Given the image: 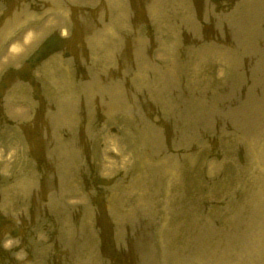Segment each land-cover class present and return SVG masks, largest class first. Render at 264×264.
Returning <instances> with one entry per match:
<instances>
[{"label": "rangeland", "instance_id": "obj_1", "mask_svg": "<svg viewBox=\"0 0 264 264\" xmlns=\"http://www.w3.org/2000/svg\"><path fill=\"white\" fill-rule=\"evenodd\" d=\"M73 2L100 7L78 13L85 49L44 6L0 14V42L53 28L0 90L36 108L22 146L0 143V238L20 231L0 264H264V0Z\"/></svg>", "mask_w": 264, "mask_h": 264}, {"label": "bare ground", "instance_id": "obj_2", "mask_svg": "<svg viewBox=\"0 0 264 264\" xmlns=\"http://www.w3.org/2000/svg\"><path fill=\"white\" fill-rule=\"evenodd\" d=\"M72 1H73V0H72ZM74 1H78V0H74ZM20 14H21V13H20ZM17 15H19V13H17ZM51 16H52V15H51ZM27 17H28V15H27ZM27 17H25V18H27ZM52 17H57V16L54 15V16H52ZM21 18H22V17H21ZM79 19H80V18H79ZM21 20H23V18H22ZM25 20H26V19H25ZM80 20H81V19H80ZM2 22H3V21H2ZM12 22H13V21H12ZM10 23H11V22H10ZM57 23L59 24L60 21H57ZM3 24H4V23H3ZM8 24H9V23H8ZM14 24H16V23H14ZM84 24H85V23H84ZM91 24H92V23H91ZM4 25H5V24H4ZM18 25H19V24H18ZM50 25H51V24H50ZM50 25H49V26H50ZM77 25H78V24H77ZM92 25H93V24H92ZM92 25H91V26H92ZM52 26H54V25H52ZM52 26H51V27H52ZM46 27H47L46 25H43V26L39 25V26H37V27H28V26H27V27H23V28L20 29V30L15 29V33L7 35V36H9V42L7 43L8 47H7V50H6V52H5L6 62L9 61V60L14 59V57H15L16 55H18L19 52H21V51L24 50V48L26 47L27 43L33 41L34 38L37 37L39 34L41 35V34H42V31L45 30ZM77 27H78V26H77ZM47 28H48V27H47ZM47 28H46V29H47ZM61 28H62L61 26L58 27V29H61ZM48 29H49V28H48ZM50 29H51V28H50ZM50 29H49V30H50ZM87 29H88V28H87ZM5 30H6V29H5ZM51 30H53V28H52ZM77 30H78V29H77ZM6 31H7V30H6ZM46 31H47V30H46ZM1 32H3V30H2ZM4 32H5V31H4ZM49 32H51V31H49ZM49 32H48V33H49ZM76 32H77V31H76ZM45 33H46V32H45ZM62 33H63V31H60V34H62ZM95 33H97V32H95ZM2 34H3V33H2ZM6 34H7V33H6ZM87 34H88V33H87ZM50 35H51V34H50ZM92 35H93V34H92ZM7 36H6V37H7ZM46 36H47V35H46ZM87 36L89 37V35H87ZM1 37H2V35H1ZM1 37H0V38H1ZM90 37H91V36H90ZM3 38H5V37H3ZM40 38H41V37H40ZM49 38H50V37H49ZM36 39H37L38 41H39V40L42 41V38H41V39L36 38ZM83 39H84V38H83ZM85 39H86V38H85ZM37 40H36V41H37ZM36 41H35V42H36ZM45 41H46V40H45ZM45 41H44V42H45ZM39 42H40V41H39ZM42 42H43V41H42ZM34 44H35V43H34ZM36 44H37V42H36ZM36 44L34 45L35 47H36ZM38 44H39V43H38ZM3 45H5V42L3 43ZM32 45H33V43H32ZM32 45H31V46H32ZM31 46H30V47H31ZM38 46H39V45H38ZM30 47H29V51L32 50V49H30ZM33 48H34V47H33ZM34 51H35V49H34ZM19 58H21V55H20ZM3 64H4L3 62H0V65H3ZM15 64H16V62H15ZM4 67H5V66H4ZM9 67H10V66H9ZM47 74H48V73H47ZM47 74H46V75H47ZM48 76H49V75H47V76L45 77L46 80L48 79V78H47ZM54 77H55V76H54ZM51 78L53 79V81H54V83H55V80H56V79H54L52 76H51ZM55 78H56V77H55ZM49 79H50V78H49ZM62 79H63V76H62ZM10 80H11V79H10ZM57 80H58V79H57ZM48 81H50V80H48ZM53 81H52V82H53ZM52 82H51V83H52ZM49 84H50V82H49ZM46 86H48V85H46ZM47 89H49V87H46V90H47ZM10 91H12V90H10ZM10 91H9V92H10ZM131 92H132V91H131ZM23 94H24V93H23ZM25 94H26V93H25ZM10 95H11V94H10ZM25 96H26V95H25ZM11 97H12V95H11ZM23 97H24V95H23ZM18 98H19V97H18ZM5 100H6V99H5ZM30 100H31V99H30ZM24 102H25V101H24ZM26 102H28V101H26ZM26 102H25V103H26ZM131 102H132V101H131ZM131 102H130V103H131ZM28 104H30V102H29ZM33 104H34V103H32V105H33ZM259 104H260V103H259ZM24 105H25V104H24ZM129 105H130V104H128V106H129ZM12 106H13L17 111H18V110H21V111L23 110V107H22L21 105H19V104L12 103L11 107H12ZM29 106H31V104H30ZM35 107H36V106H35ZM123 108H124V107H123ZM38 109H39V108H38ZM119 109H120V108H119ZM39 111H40V110H39ZM23 118H24V117H23ZM71 121H72V120H71ZM33 122H35V121L33 120ZM33 122H32V123H33ZM39 122H40V121H39ZM41 122H43V121H41ZM74 122H75V121H74ZM1 123H2V122H1ZM36 123H37V122H36ZM0 125H1V124H0ZM2 125H3V124H2ZM2 125H1V127H2ZM37 125H38V124H37ZM37 125H36V126H37ZM72 126H73V125H72ZM23 127H24V126H23ZM67 127H68V126H67ZM3 128H4V125H3ZM20 128H21V127H20ZM4 129H5V128H4ZM4 129H3V130H4ZM22 129H24V128H22ZM22 129H21V130H22ZM70 129H71V128H70ZM70 129H69V130H70ZM0 130H1V128H0ZM6 130H7V129H6ZM6 130H5V131H6ZM24 130H25V129H24ZM66 131H67V130H66ZM67 132H68V131H67ZM22 137H23V135H22ZM33 138H34V137H33ZM32 140H33V139H32ZM27 141H28V139H27ZM34 141H35V140H34ZM24 143H25V142H24ZM27 143H29V141H28ZM14 144H15V143H14ZM14 144H13V146H14ZM29 144H31V143H29ZM29 144H28V145H29ZM15 145H16V144H15ZM8 146H9V143H8ZM10 146H11V145H10ZM10 146H9V147H10ZM18 146H20V145H18ZM21 146H22V145H21ZM26 146H27V145H26ZM26 146H25V144H24V147H25V148H27ZM24 147H23V148H24ZM7 148H8V147H7ZM28 148H29V147H28ZM32 148H33V147H32ZM25 150H26V149H25ZM28 150H29V149H28ZM42 150H43V149H42ZM44 150H45V148H44ZM2 151H3V150H2ZM23 152H24V151H23ZM26 152H28V151H26ZM26 152H25V153H26ZM29 152H30V150H29ZM2 153H4V152H2ZM31 153H32V152H31ZM35 153H36V152H35ZM11 154H12V153H11ZM26 154H27V153H26ZM4 155H5V153H4ZM9 155H10V152H9ZM25 156H26V155H25ZM27 156H29V155L27 154ZM30 156H31V154H30ZM34 156H35V155H34ZM34 156L32 157L33 159H34ZM4 157H5V156H4ZM12 157H13V160H16V159H14L15 156H12ZM8 158H9V157H8ZM15 158H16V157H15ZM17 158L19 159L18 156H17ZM26 158H27V157H26ZM26 158H25L24 160H26ZM36 158H38V156H35V159H36ZM0 159H1V158H0ZM18 159H17L16 161H17V162H20L21 160L18 161ZM20 159H21V158H20ZM33 159H32V160H33ZM40 159H41V158H40ZM3 160H4V158H3ZM13 160H12V161H13ZM8 161H9V160H8ZM8 161H7V162H8ZM0 162H1V160H0ZM7 162H6V163H7ZM27 162H28V160H27ZM29 162H30V161H29ZM29 162H28V163H29ZM8 163H9V162H8ZM8 163H7V164H8ZM11 163H13V162H11ZM28 163H27V164H28ZM35 163H36V162H35ZM39 163H40V161H39ZM41 163H42V162H41ZM43 163H44V162H43ZM109 163H110V161H109ZM24 164H25V161H24ZM1 165H2V164H1ZM9 165H10V164H9ZM13 165H14V164H13ZM15 165L17 166L16 163H15ZM18 165H19V164H18ZM22 165H23V163L21 164V166H22ZM25 165H26V164H25ZM25 165H24V166H25ZM37 165H39V164H38V160H37ZM53 165H54V164H53ZM261 165H262V164H261ZM261 165H260V166H261ZM7 166H8V165H7ZM11 166H12V165H10L9 167H11ZM16 166H15V167H16ZM27 166H28V165H27ZM29 166H31V165H29ZM33 166H34V165H33ZM44 166H45V165H44ZM48 166H49V165H48ZM18 167H19V166H18ZM18 167H17V168H18ZM25 167H26V166H25ZM4 168L9 169V168L6 167V166H5ZM4 168H3V169H4ZM12 168H13V167H12ZM21 168H22V167H21ZM21 168H20V169H21ZM29 168H31V167H28V169H29ZM35 168H36V169H39V168H41V167L39 166V168H37V167H35ZM51 168H52V167H51ZM55 168H56V167H55ZM3 169H2V170H3ZM14 169H15V168H14ZM24 169H25V168H24ZM26 169H27V168H26ZM26 169H25V170H26ZM42 169H44L43 166H42ZM257 169H258V168H257ZM0 170H1V169H0ZM5 170H6V169H5ZM10 170H11V169H10ZM10 170H9V171H10ZM16 170H17V169H16ZM25 170H24V171H25ZM9 171H8V172H9ZM13 171H14V170H12L11 172H13ZM18 171H19V170H18ZM26 171H27V173H26V175H27V174H28V171L30 172V169H29V170H26ZM31 171H33V170H31ZM36 171H37V170H36ZM36 171H35V172H36ZM57 171H58V170H57ZM57 171H56V172H57ZM0 172H1V171H0ZM3 172H5V171H3ZM59 172H60V171H59ZM258 172H259V171H258ZM258 172H257V174L260 173V172H259V173H258ZM16 173H17V171H16ZM16 173H15V175H16ZM18 173H19V176H22V175H23V174H22L23 172H22V173H21V172H18ZM18 173H17V175H18ZM20 173H21L22 175H20ZM24 173H25V172H24ZM54 173H55V172H54ZM57 173H58V172H57ZM60 173H61V172H60ZM261 173H262V172H261ZM2 174H3V173L1 172V175H2ZM31 174H32V173H31ZM3 175H4V176H5V175H8V176H9V173L7 174V172H6V173L3 174ZM12 175L15 176L14 173H13ZM17 175H16L14 178H16ZM26 175H25V176H26ZM54 175H55V174H54ZM54 175L52 174V176H54ZM57 175H58V174H57ZM259 175H260V174H259ZM13 176H12L11 178H13ZM27 176H28V175H27ZM27 176H26V178H27ZM30 176H31V175H30ZM9 177H10V176H9ZM34 177H35V176H34ZM0 178H1V177H0ZM2 178H4V177L2 176ZM5 178H6V177H5ZM7 178H8V177H7ZM23 178H24V177H23ZM32 178H33V177L30 178V181H31ZM259 178H260V177H259ZM14 180H15V179H14ZM14 180H13V181H14ZM32 180H33V179H32ZM51 180H52V179H51ZM10 181H11V180H10ZM16 181H17V180H16ZM30 181H29V182H30ZM260 181H261V179H260ZM17 182H18V181H17ZM27 182H28V181H27ZM51 182H52V181H51ZM262 182H263V181H262ZM21 183H22V182H21ZM22 184H23V183H22ZM31 184H32V183H31ZM31 184H30V185H31ZM16 185H17V184H16ZM45 185H46V184H45ZM49 185H50V184H49ZM40 186H41V185H40ZM47 186H48V184H47ZM19 187H20V185H19ZM28 187H29V186H28ZM38 187H39V186H38ZM48 187H49V186H48ZM25 188H26V187H25ZM32 188H33V187H32ZM49 188H50V187H49ZM38 189H39V188H38ZM20 190H21V189H20ZM20 190H18V191H20ZM36 190H37V189H36ZM43 190H44V189H43ZM44 191H45V190H44ZM32 193H33V192H32ZM38 193H39V191H38ZM38 193H37V194H38ZM50 193H51V192H50ZM35 194H36V193H35ZM40 195H41V194H40ZM44 195H45V194H44ZM48 195H49V194H48ZM41 196H42V195H41ZM51 197H52V195H51ZM79 198H80V197H79ZM82 198H83V197H82ZM82 198H81V199H82ZM74 200H75V198H74ZM79 200H80V199H79ZM75 201H76V200H75ZM81 201H82V200H81ZM36 202H37V201H36ZM67 202L69 203L68 200L66 201V203H67ZM71 202H72V201H71ZM76 202H78V201H76ZM79 203H80V202H79ZM70 204H71V203H70ZM73 204H74V203H73ZM35 205H36V203H35ZM37 205H38V203H37ZM37 205H36V206H37ZM71 205H72V204H71ZM79 205H81V204H79ZM79 205H78V203H77V206H79ZM83 205H84V204H83ZM83 205H82V207H83ZM67 206H69V205H67ZM72 206H74V205H72ZM113 206H114V205H113ZM75 207H76V206H75ZM80 207H81V206H80ZM80 207H78V208H80ZM82 207H81V208H82ZM111 207H112V206H111ZM109 208H110V206H109ZM30 209H31V207L29 208V210H30ZM110 209H111V208H110ZM31 210H32V209H31ZM84 210H85V209H84ZM103 210H104V209H103ZM106 210H107V209H106ZM114 210H115V209H114ZM116 210H117V209H116ZM97 213H98V212H97ZM116 213L118 214V213H120V212H116ZM117 214H116V215H117ZM121 216H122V215H121ZM261 216H262V215H261ZM262 217H263V216H262ZM115 218H118V217L115 216ZM26 219H27V217H26ZM124 219H125V218H124ZM260 221H261V220H260ZM145 237H146V236H145ZM7 242H8V241H5L6 245L8 246L9 244H7ZM11 243H12V241L10 240V246H12ZM12 244H13V243H12ZM3 245H4V243H3ZM3 245H2V246H3ZM13 245H14V244H13ZM3 248H4V247H3ZM5 248H6V247H5ZM5 248H4V250H5ZM8 249H9V248H8ZM232 251H233V250H231V252H232ZM234 251H235V250H234ZM222 252H223V251H222ZM32 255H33V254H32ZM221 256H222V255H221ZM32 257H33V256H32ZM34 257H35V256H34ZM216 258H217V257H216ZM18 259H19V258H18ZM224 260H225V259H224ZM237 260H238V259H237ZM220 263H221V262H220ZM34 264H35V263H34ZM39 264H40V263H39ZM223 264H224V263H223ZM226 264H227V263H226ZM237 264H238V263H237Z\"/></svg>", "mask_w": 264, "mask_h": 264}]
</instances>
